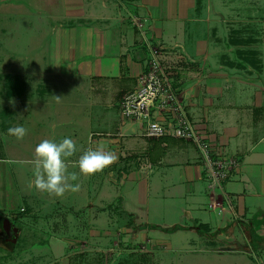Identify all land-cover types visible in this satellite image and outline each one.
<instances>
[{
	"label": "crops",
	"instance_id": "0c3cea01",
	"mask_svg": "<svg viewBox=\"0 0 264 264\" xmlns=\"http://www.w3.org/2000/svg\"><path fill=\"white\" fill-rule=\"evenodd\" d=\"M255 2L0 0V189L8 173L17 201L8 209L0 191V218L18 238L46 232L44 246L61 250L66 237L148 225L198 236L194 226L212 234L254 220L264 230V7L251 10ZM143 34L163 46L161 63L213 156L238 160L224 196L208 193L192 145L145 139L120 119L119 99L145 70ZM18 124L22 140L7 135ZM66 137L81 152L103 143L117 159L86 176L80 153L70 157L80 188L62 197L29 187L36 145Z\"/></svg>",
	"mask_w": 264,
	"mask_h": 264
},
{
	"label": "rangeland",
	"instance_id": "374dc122",
	"mask_svg": "<svg viewBox=\"0 0 264 264\" xmlns=\"http://www.w3.org/2000/svg\"><path fill=\"white\" fill-rule=\"evenodd\" d=\"M255 1L251 10L264 7V0ZM1 189L6 207L16 209L15 183L8 173ZM229 226L226 237L214 242L180 230L172 234L155 230L157 235L133 229L104 235L84 232L80 241L79 236L66 237L71 242L61 250L44 246L46 232L34 235L24 229L12 252L0 243V264H264V246L254 250L245 228ZM255 232L264 235V230Z\"/></svg>",
	"mask_w": 264,
	"mask_h": 264
},
{
	"label": "built area",
	"instance_id": "2783aa9c",
	"mask_svg": "<svg viewBox=\"0 0 264 264\" xmlns=\"http://www.w3.org/2000/svg\"><path fill=\"white\" fill-rule=\"evenodd\" d=\"M133 23L142 31L141 22L135 20ZM142 36L147 53L145 70L136 78L135 87L119 99L120 119L137 124L140 136L145 139H172L192 145L199 154L208 193L224 196L222 184L232 177L238 160L232 156H213L209 142L188 117L174 86L173 75L161 63L163 46Z\"/></svg>",
	"mask_w": 264,
	"mask_h": 264
},
{
	"label": "clouds",
	"instance_id": "9594fccd",
	"mask_svg": "<svg viewBox=\"0 0 264 264\" xmlns=\"http://www.w3.org/2000/svg\"><path fill=\"white\" fill-rule=\"evenodd\" d=\"M58 98V97H57ZM28 134V129L22 125L11 126L7 135L22 140ZM80 153L75 161L79 174L91 176L103 172L117 159L115 154L108 150L106 145L99 143L81 152L77 144L69 137L60 141L44 139L36 145L33 165V178L29 187H34L41 193L62 197L66 191H79L80 185L69 181H76L78 174L69 173L67 161L76 153Z\"/></svg>",
	"mask_w": 264,
	"mask_h": 264
},
{
	"label": "trees",
	"instance_id": "16d2710c",
	"mask_svg": "<svg viewBox=\"0 0 264 264\" xmlns=\"http://www.w3.org/2000/svg\"><path fill=\"white\" fill-rule=\"evenodd\" d=\"M1 219L2 218H0V243H1L2 247L5 250H7L9 252H12L15 245H11V244H9V243H7L5 241L6 235L3 232V230L1 229ZM262 222H264L263 219L261 220V223ZM258 225H260V223H255L254 220H253V223L250 224V225L249 224L248 225L241 224V226L247 230L249 238H250V241L253 244V249L254 250H256L260 245L264 246V237H260V236L256 235V232H255L256 228L258 227ZM228 227H230V226H227L224 229L217 230L216 232H214L212 234H209V233H206V232L202 231L201 228L198 227V226H194L193 229H195L196 233L199 236H204V237H206L209 240H214L218 234L226 235L228 233L227 232L228 229H229ZM143 229L158 230V231H161V232H164V233H167V234H172V233H174V232H176L178 230H180V231L184 230V228H182L180 226H175V227H173L171 229H163L161 227L154 226V225H148V226L133 228L134 231H139V230H143Z\"/></svg>",
	"mask_w": 264,
	"mask_h": 264
},
{
	"label": "water",
	"instance_id": "95a60500",
	"mask_svg": "<svg viewBox=\"0 0 264 264\" xmlns=\"http://www.w3.org/2000/svg\"><path fill=\"white\" fill-rule=\"evenodd\" d=\"M1 229L5 233V241L11 245H15L17 242L19 229L14 224L5 218L1 219Z\"/></svg>",
	"mask_w": 264,
	"mask_h": 264
}]
</instances>
